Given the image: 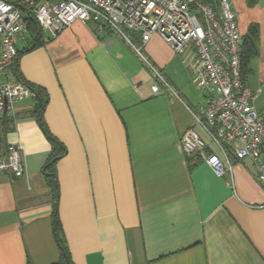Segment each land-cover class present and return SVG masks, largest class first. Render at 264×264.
Returning a JSON list of instances; mask_svg holds the SVG:
<instances>
[{
  "label": "crops",
  "instance_id": "1",
  "mask_svg": "<svg viewBox=\"0 0 264 264\" xmlns=\"http://www.w3.org/2000/svg\"><path fill=\"white\" fill-rule=\"evenodd\" d=\"M230 3L242 38L258 28L244 84L260 90L254 104L264 116V0ZM129 34L181 100L162 87L152 94L132 47L92 22L41 32L36 46L27 32L19 38L18 75L46 104L42 127L32 98L6 116L8 131L0 125V159L18 142L26 172L0 171V264H57L63 250L69 264H264V187L253 162L230 158L218 177L181 147L191 126L204 138L190 113L204 106L195 54H174L157 34L144 44ZM53 143L65 149L56 194L45 169Z\"/></svg>",
  "mask_w": 264,
  "mask_h": 264
},
{
  "label": "built area",
  "instance_id": "2",
  "mask_svg": "<svg viewBox=\"0 0 264 264\" xmlns=\"http://www.w3.org/2000/svg\"><path fill=\"white\" fill-rule=\"evenodd\" d=\"M29 15L50 37L75 21L92 22L100 32L108 29L124 39L149 70L155 81L152 94L162 87L173 99L181 100L141 47L132 45L129 33L138 32L142 44L157 34L176 55L192 51L197 60L192 82L204 95V106L190 113L193 126L201 128L209 144L191 126L180 139L183 151L202 160L218 177L231 170L230 158H248L264 187V116L254 104L260 90H250L242 80L243 40L230 0H0V125L15 112L17 102L34 95L13 70ZM22 149L18 142L8 144L0 171L26 176Z\"/></svg>",
  "mask_w": 264,
  "mask_h": 264
},
{
  "label": "trees",
  "instance_id": "3",
  "mask_svg": "<svg viewBox=\"0 0 264 264\" xmlns=\"http://www.w3.org/2000/svg\"><path fill=\"white\" fill-rule=\"evenodd\" d=\"M202 2H209L210 0H200ZM247 4L249 6H252L255 4L256 0H246ZM25 22L27 25V29L26 32L29 34V37L32 39V42L35 43L34 45L36 46L39 42V40L41 39V30L37 24V22L35 21L34 17L32 15H29L25 18ZM243 42H242V46H241V77L242 80L244 82V77L250 72V62L251 60H253L254 58L257 57V53H258V49H257V42H258V28L256 25H251L249 26V30L247 35L242 38ZM33 43H30L31 45H33ZM30 45V46H31ZM22 53L24 52L25 49H22ZM21 53V51H18V56ZM17 56V58H18ZM17 60V59H16ZM16 60L13 64V70H14V74L17 77V79L19 81H22L23 83H25L30 89L33 90L34 95L31 97L34 103V115L36 117L37 122L39 123V125L42 127L43 123H42V112L44 110L45 104H46V98H45V94L27 84L26 82H24L20 76L18 75L17 69H16ZM12 120L10 118H6V116L4 117V120L2 122V131L6 132L10 129ZM65 153V149L63 148V146L57 144V143H53V148L51 150L49 159L47 161L46 164V171L49 172L51 175V178H49V184L53 187V190L56 194L57 188L56 185L54 183V168H55V163L57 162L58 159H60L62 157V155ZM56 213V210H55ZM55 221V234L58 237L57 233L60 231L59 230V226H58V220L57 217L55 216L54 218ZM59 242V246L62 245ZM57 264H69L68 261V257L66 255V252L63 250V258L61 259V261Z\"/></svg>",
  "mask_w": 264,
  "mask_h": 264
},
{
  "label": "rangeland",
  "instance_id": "4",
  "mask_svg": "<svg viewBox=\"0 0 264 264\" xmlns=\"http://www.w3.org/2000/svg\"><path fill=\"white\" fill-rule=\"evenodd\" d=\"M154 81V80H153ZM155 82V81H154ZM200 128V127H199ZM197 130V129H196ZM198 131V130H197ZM204 133V132H203ZM201 135V134H200ZM201 137H202V135H201ZM202 139L207 143V144H209V140H208V138H207V136L205 135V133H204V138L202 137Z\"/></svg>",
  "mask_w": 264,
  "mask_h": 264
}]
</instances>
